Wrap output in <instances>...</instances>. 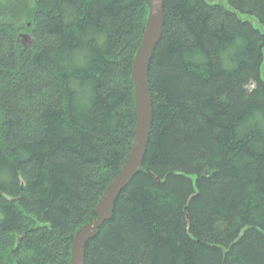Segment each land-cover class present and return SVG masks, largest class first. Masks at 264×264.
I'll use <instances>...</instances> for the list:
<instances>
[{"label":"trees","instance_id":"16d2710c","mask_svg":"<svg viewBox=\"0 0 264 264\" xmlns=\"http://www.w3.org/2000/svg\"><path fill=\"white\" fill-rule=\"evenodd\" d=\"M148 1L0 0V264H70L132 143ZM213 1L164 0L142 170L84 264H264V0Z\"/></svg>","mask_w":264,"mask_h":264},{"label":"water","instance_id":"95a60500","mask_svg":"<svg viewBox=\"0 0 264 264\" xmlns=\"http://www.w3.org/2000/svg\"><path fill=\"white\" fill-rule=\"evenodd\" d=\"M164 0H149L148 14L140 45L131 68V83L134 87L135 127L127 157L119 171L103 190L94 206L95 219L82 226L73 236L70 264H84V249L98 229L112 218L114 204L124 188L142 170L149 131L152 123V103L148 87V68L152 54L161 36Z\"/></svg>","mask_w":264,"mask_h":264},{"label":"rangeland","instance_id":"374dc122","mask_svg":"<svg viewBox=\"0 0 264 264\" xmlns=\"http://www.w3.org/2000/svg\"><path fill=\"white\" fill-rule=\"evenodd\" d=\"M213 2H220V0H214ZM21 42L23 45H26L29 43V35L28 33L20 34Z\"/></svg>","mask_w":264,"mask_h":264},{"label":"bare ground","instance_id":"6f19581e","mask_svg":"<svg viewBox=\"0 0 264 264\" xmlns=\"http://www.w3.org/2000/svg\"><path fill=\"white\" fill-rule=\"evenodd\" d=\"M133 59H134V58H133ZM132 63H133V62H132ZM148 87H149V85H148ZM133 91H134V87H133ZM149 92H150V91H149ZM134 106H135V102H134ZM134 117H135V115H134ZM150 127H151V126H150ZM149 132H150V131H149ZM93 210H94V209H93ZM93 214H94V211H93ZM92 221H93V220H92ZM89 223H90V222H89ZM79 229H80V228H79ZM79 229H78V230H79ZM78 230H77V231H78ZM77 231H76V232H77ZM71 244H72V243H71ZM84 251H85V249H84ZM70 258H71V248H70Z\"/></svg>","mask_w":264,"mask_h":264}]
</instances>
